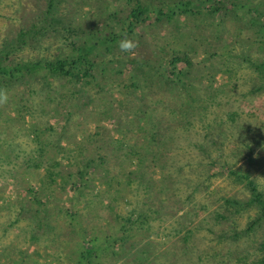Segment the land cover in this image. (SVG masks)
<instances>
[{
    "label": "rangeland",
    "instance_id": "374dc122",
    "mask_svg": "<svg viewBox=\"0 0 264 264\" xmlns=\"http://www.w3.org/2000/svg\"><path fill=\"white\" fill-rule=\"evenodd\" d=\"M0 60V264H264V0H0Z\"/></svg>",
    "mask_w": 264,
    "mask_h": 264
},
{
    "label": "trees",
    "instance_id": "16d2710c",
    "mask_svg": "<svg viewBox=\"0 0 264 264\" xmlns=\"http://www.w3.org/2000/svg\"><path fill=\"white\" fill-rule=\"evenodd\" d=\"M53 6H54V4H53ZM50 13H52V12H48V14H50ZM115 14L117 15V13H115ZM152 14H153V12L150 9H145L140 4H137V7H132L131 12H130L131 21H130V24L128 26L129 29L124 28V26H123L120 29V34L113 35V39H108L107 41H110L111 43H113V42H116L117 40H119V41L122 40V37H123L125 31L130 32V31H132V29H130V28L138 26L139 24L144 25V24L148 23L151 20ZM43 26H45V27H43ZM43 26H38V24H34L32 27H30L29 29H27L25 32H23L22 34H20L18 36V41H20L21 43L22 42H28L29 43L32 40L37 39L40 36L39 33H40L41 29L48 27V24L45 23V25H43ZM70 32H71V29L64 31V34H66L65 36L69 39L71 38ZM101 44H102L101 41H98L95 43H89L88 41L84 40V41H82L76 45L77 46L76 53L72 54L71 56L60 57L59 59H57L55 61H51L47 65H43L41 63H35L31 66H30V64L26 65L27 71L35 73V72H38L39 70L43 69L45 66H48L49 70L51 69L53 72L60 74L63 77H68L70 79L75 80L76 82L84 81V80H86L87 76H90L89 73H92V69H94V67H95V64H93V62L90 59L95 56V48L100 46ZM132 61L133 60H130V63H133ZM145 61H147V60H145ZM1 64H2V61L0 60V72L11 73L10 72L11 69L9 67H6V66L4 67ZM135 71H137L138 73H135ZM140 72L141 71L138 70V68H136V70L134 68V72L129 74V79H132L131 85L136 83V81H134V80H137L139 78ZM7 73H0V74L5 76ZM12 75H14V73ZM162 76H164V73H160L158 75V77H162ZM168 80H169V77H167L165 79L166 82H168ZM126 90H129V88L126 87ZM162 129H164V128H162L159 124H156L155 129H154L153 139L157 140L158 138H160L159 142H162V140H161L162 133H163ZM101 138H102V136H101ZM92 139L95 140L94 137H92ZM83 153H84V148L80 149V154H83ZM89 154H91L93 156L99 155V154H96L93 149L91 150V152ZM100 158L103 159L102 157H100ZM91 159H92L91 157L81 156V157H79L78 162L85 164V165L81 166V167L85 168L86 166H88V164H93L94 161H92ZM221 169H222L221 173H225L227 170V169H224L222 166H221ZM232 174L236 175L250 190L252 200L255 199V204L259 206L261 216L264 217V199H263V196L261 195V193L259 192V188H258L255 180L252 179L247 174L242 175V174L237 173L236 171L232 172ZM237 203L239 204L238 201H237Z\"/></svg>",
    "mask_w": 264,
    "mask_h": 264
},
{
    "label": "clouds",
    "instance_id": "9594fccd",
    "mask_svg": "<svg viewBox=\"0 0 264 264\" xmlns=\"http://www.w3.org/2000/svg\"><path fill=\"white\" fill-rule=\"evenodd\" d=\"M118 47L122 52H129L135 47V44L130 40L123 39L118 43Z\"/></svg>",
    "mask_w": 264,
    "mask_h": 264
}]
</instances>
